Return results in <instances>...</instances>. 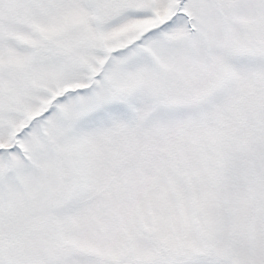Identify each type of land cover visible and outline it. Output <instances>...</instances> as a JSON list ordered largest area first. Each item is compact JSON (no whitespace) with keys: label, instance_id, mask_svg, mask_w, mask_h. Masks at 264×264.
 <instances>
[{"label":"snow or ice","instance_id":"obj_1","mask_svg":"<svg viewBox=\"0 0 264 264\" xmlns=\"http://www.w3.org/2000/svg\"><path fill=\"white\" fill-rule=\"evenodd\" d=\"M0 264H264V0H0Z\"/></svg>","mask_w":264,"mask_h":264}]
</instances>
